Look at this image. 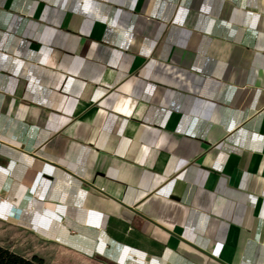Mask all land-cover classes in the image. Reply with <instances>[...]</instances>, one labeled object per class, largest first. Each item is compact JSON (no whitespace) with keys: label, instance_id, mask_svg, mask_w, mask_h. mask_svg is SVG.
<instances>
[{"label":"crops","instance_id":"0c3cea01","mask_svg":"<svg viewBox=\"0 0 264 264\" xmlns=\"http://www.w3.org/2000/svg\"><path fill=\"white\" fill-rule=\"evenodd\" d=\"M0 226L54 264H264V0H0Z\"/></svg>","mask_w":264,"mask_h":264},{"label":"rangeland","instance_id":"374dc122","mask_svg":"<svg viewBox=\"0 0 264 264\" xmlns=\"http://www.w3.org/2000/svg\"><path fill=\"white\" fill-rule=\"evenodd\" d=\"M0 244L26 258H32L35 253L43 257L45 256L51 264H54L59 257H63L60 256L59 251L49 246L35 243L27 234L4 226H0ZM71 262L74 264L73 261Z\"/></svg>","mask_w":264,"mask_h":264},{"label":"trees","instance_id":"16d2710c","mask_svg":"<svg viewBox=\"0 0 264 264\" xmlns=\"http://www.w3.org/2000/svg\"><path fill=\"white\" fill-rule=\"evenodd\" d=\"M0 264H46V262L36 255L26 258L0 244Z\"/></svg>","mask_w":264,"mask_h":264}]
</instances>
